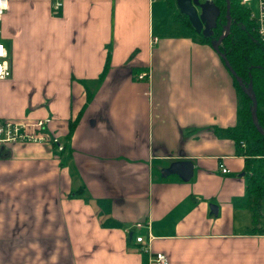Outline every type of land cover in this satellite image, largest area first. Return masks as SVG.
<instances>
[{
    "label": "crops",
    "instance_id": "0c3cea01",
    "mask_svg": "<svg viewBox=\"0 0 264 264\" xmlns=\"http://www.w3.org/2000/svg\"><path fill=\"white\" fill-rule=\"evenodd\" d=\"M162 1L8 0L0 120L47 119L65 150L0 144V264H264L232 76Z\"/></svg>",
    "mask_w": 264,
    "mask_h": 264
},
{
    "label": "trees",
    "instance_id": "16d2710c",
    "mask_svg": "<svg viewBox=\"0 0 264 264\" xmlns=\"http://www.w3.org/2000/svg\"><path fill=\"white\" fill-rule=\"evenodd\" d=\"M212 1L220 9L218 20V31L220 32L223 27L222 21L225 19V1ZM229 1L231 25L229 32L219 45V50L225 55L230 68L240 79L241 84L232 77L239 102L237 110L239 123L236 127L228 130V135L234 141L239 155L253 158L257 162L246 183V194L252 210V223L256 226L259 222L261 201L264 197V135L256 130L251 121L252 103L250 97L244 93V89L251 86L250 91L256 101L257 125L264 132V49L255 30L256 24L250 17V9L241 5L239 0ZM180 15V13L175 14L174 20L183 22L192 29L188 20H180ZM198 37L203 40L208 39L199 35ZM107 67L108 57L103 72ZM75 123L76 121H70L68 137H70ZM63 150L65 147L62 146V155ZM80 192L81 190L77 191V196Z\"/></svg>",
    "mask_w": 264,
    "mask_h": 264
},
{
    "label": "built area",
    "instance_id": "2783aa9c",
    "mask_svg": "<svg viewBox=\"0 0 264 264\" xmlns=\"http://www.w3.org/2000/svg\"><path fill=\"white\" fill-rule=\"evenodd\" d=\"M251 1H255L257 15L252 14L256 22V31L258 32L259 41L264 49V0H240V4L246 6L251 5ZM8 0H0V24L2 17L7 9ZM60 6V3L56 4ZM255 15V16H254ZM1 33V28H0ZM156 41V39H153ZM11 76L9 55L6 47L0 40V80H5ZM146 73L137 76L139 80L146 78ZM47 119L37 120L33 122L27 121H10L0 120V144L15 142H46L56 145L57 151H62V146L58 144L56 138H48L45 134ZM220 172L228 174L229 171L220 165ZM136 242L141 243L142 238L136 237ZM152 261L156 264H168L167 256L163 253H155Z\"/></svg>",
    "mask_w": 264,
    "mask_h": 264
},
{
    "label": "water",
    "instance_id": "95a60500",
    "mask_svg": "<svg viewBox=\"0 0 264 264\" xmlns=\"http://www.w3.org/2000/svg\"><path fill=\"white\" fill-rule=\"evenodd\" d=\"M212 0H175L176 7L179 13L185 16L191 25L192 29L196 34H200L204 38H210L213 35V29L216 27L217 19L220 16V9ZM225 1V14H226V23L222 28V34L218 37L216 42H211L212 48L222 59L225 67L229 71L230 75L240 83V79L236 77L234 72L229 66L228 61L223 53L219 50V45L223 38L229 32L231 25L230 17V1ZM251 86L244 89V93L250 97L252 103L251 109V121L253 122L256 130L264 135V132L260 130L256 121V101L251 94ZM177 174L182 180L187 181L192 175V164L190 162H176L171 164L167 169H164L162 175ZM210 209L212 213H216V206L211 205Z\"/></svg>",
    "mask_w": 264,
    "mask_h": 264
},
{
    "label": "rangeland",
    "instance_id": "374dc122",
    "mask_svg": "<svg viewBox=\"0 0 264 264\" xmlns=\"http://www.w3.org/2000/svg\"><path fill=\"white\" fill-rule=\"evenodd\" d=\"M162 1V0H161ZM201 1V0H200ZM240 1V0H239ZM164 4H165V2L164 1H162ZM212 3H213V1H211ZM168 7H167V5H166V7H167V12H168V18H167V20L168 21H173L174 20V16H175V14L177 15V14H179V11H178V9H177V7H176V5H175V0H168ZM242 5V4H241ZM251 9L255 12V8L252 6L251 7ZM252 14L253 13H251V15H250V17H251V19L252 20H254V22H255V18L252 16ZM255 15H257V13L255 14ZM254 15V16H255ZM224 17H225V19L222 21V24H223V26L225 25V23H226V14L224 15ZM219 18H220V16L218 17V19H217V23H216V27L213 29V35H212V37H210V38H208L207 40H205L209 45H210V47L212 48V45H211V42H216V40L218 39V37L222 34V28H221V31L219 32L218 31V20H219ZM180 20H182V21H187V19L184 17V16H182V15H180ZM255 24H256V22H255ZM255 30H257V29H255ZM191 31H192V33H193V35L194 36H196V37H198V35L199 36H201L200 34H196L195 33V31L193 30V29H191ZM256 33L258 34V32L256 31ZM258 36V35H257ZM262 45V44H261ZM213 49V48H212ZM214 50V49H213ZM215 51V50H214ZM248 88V87H247ZM62 162H64L65 163V160H64V157H62ZM260 213H261V210H260Z\"/></svg>",
    "mask_w": 264,
    "mask_h": 264
}]
</instances>
